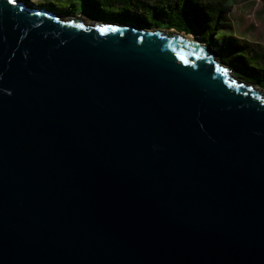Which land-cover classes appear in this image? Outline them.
Returning <instances> with one entry per match:
<instances>
[{
    "label": "water",
    "instance_id": "water-1",
    "mask_svg": "<svg viewBox=\"0 0 264 264\" xmlns=\"http://www.w3.org/2000/svg\"><path fill=\"white\" fill-rule=\"evenodd\" d=\"M218 55L0 0V264H264V89Z\"/></svg>",
    "mask_w": 264,
    "mask_h": 264
},
{
    "label": "rangeland",
    "instance_id": "rangeland-1",
    "mask_svg": "<svg viewBox=\"0 0 264 264\" xmlns=\"http://www.w3.org/2000/svg\"><path fill=\"white\" fill-rule=\"evenodd\" d=\"M27 1L56 10L64 17L83 15L92 21L131 22L139 27L149 29L186 33L187 31H193L195 33L202 32L206 36L213 35V31L210 28H204L207 23L205 24L203 20L204 18L207 19V16H201L200 19L202 21L200 23L198 19H195L191 15L192 10L187 0L180 1V6L176 5L169 8H163L161 6L160 11L154 7H159V5L149 3L150 1L143 3L142 1L139 2L136 0H122L115 4L100 3L95 0ZM225 3L231 7V10L227 14V19L224 21L227 27H222V33L228 38L235 39L238 43L245 42L248 47L252 46L257 48L258 51H263L264 0H225ZM195 33L191 34L196 35ZM213 48L218 52L217 48ZM251 66L256 68V65ZM234 73L238 75L236 70H234ZM259 76L260 74L253 70L252 74L247 75V77L244 76V79L254 82L257 85L259 84L258 86L264 89V84L259 80Z\"/></svg>",
    "mask_w": 264,
    "mask_h": 264
},
{
    "label": "trees",
    "instance_id": "trees-1",
    "mask_svg": "<svg viewBox=\"0 0 264 264\" xmlns=\"http://www.w3.org/2000/svg\"><path fill=\"white\" fill-rule=\"evenodd\" d=\"M95 1L115 4L122 0ZM136 1L148 3L144 0ZM187 2L192 10L191 15H193L195 19H198L200 23L202 21L200 17L207 16V19L204 18L203 20L207 25L204 23L203 25H205L204 28H210L213 31V35L206 36L203 35L202 32L195 33L193 31H187V33L200 35L207 44L217 48L219 57L223 60V63L236 70L241 77L245 78L255 70L260 74L259 80L264 84V50L258 51L255 47H248L245 42L238 43L235 39L231 37L228 38L222 33V27H227L224 21L227 19V14L231 10V7L226 5L225 0H187ZM251 65H256V68Z\"/></svg>",
    "mask_w": 264,
    "mask_h": 264
},
{
    "label": "crops",
    "instance_id": "crops-1",
    "mask_svg": "<svg viewBox=\"0 0 264 264\" xmlns=\"http://www.w3.org/2000/svg\"><path fill=\"white\" fill-rule=\"evenodd\" d=\"M144 1H146V2L150 1L149 3H154V4L159 5V7H157V6H154V7L158 8V11H160L161 6H163V8L174 7L176 5L180 6L179 3L182 0H144Z\"/></svg>",
    "mask_w": 264,
    "mask_h": 264
},
{
    "label": "snow or ice",
    "instance_id": "snow-or-ice-1",
    "mask_svg": "<svg viewBox=\"0 0 264 264\" xmlns=\"http://www.w3.org/2000/svg\"><path fill=\"white\" fill-rule=\"evenodd\" d=\"M80 27H83V25H80ZM101 31L102 32H104V31H108V29H101ZM112 31H116V29H112ZM219 71H224V72H226V70H224V69H218Z\"/></svg>",
    "mask_w": 264,
    "mask_h": 264
},
{
    "label": "bare ground",
    "instance_id": "bare-ground-1",
    "mask_svg": "<svg viewBox=\"0 0 264 264\" xmlns=\"http://www.w3.org/2000/svg\"><path fill=\"white\" fill-rule=\"evenodd\" d=\"M192 36V35H191Z\"/></svg>",
    "mask_w": 264,
    "mask_h": 264
}]
</instances>
